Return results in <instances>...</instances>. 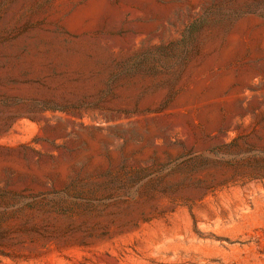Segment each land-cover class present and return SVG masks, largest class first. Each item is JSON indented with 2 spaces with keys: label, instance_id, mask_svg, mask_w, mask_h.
I'll use <instances>...</instances> for the list:
<instances>
[{
  "label": "rangeland",
  "instance_id": "374dc122",
  "mask_svg": "<svg viewBox=\"0 0 264 264\" xmlns=\"http://www.w3.org/2000/svg\"><path fill=\"white\" fill-rule=\"evenodd\" d=\"M0 264H264V0H0Z\"/></svg>",
  "mask_w": 264,
  "mask_h": 264
},
{
  "label": "bare ground",
  "instance_id": "6f19581e",
  "mask_svg": "<svg viewBox=\"0 0 264 264\" xmlns=\"http://www.w3.org/2000/svg\"><path fill=\"white\" fill-rule=\"evenodd\" d=\"M94 4V3H93ZM99 5H101L100 3H98ZM97 4V5H98ZM91 5V4H90ZM98 11V8H90V9H86V10H83L81 12H79L75 17H74V20H79L80 21V18H82L83 16L85 15H93L95 13H97ZM73 20V19H72ZM78 21V22H79ZM77 21L76 23L79 24ZM73 23V22H72ZM225 82V81H224ZM225 85V84H224Z\"/></svg>",
  "mask_w": 264,
  "mask_h": 264
}]
</instances>
